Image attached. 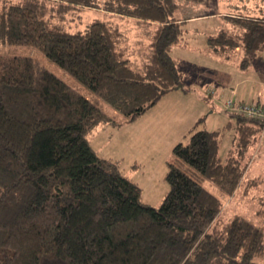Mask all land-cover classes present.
<instances>
[{"label":"trees","instance_id":"16d2710c","mask_svg":"<svg viewBox=\"0 0 264 264\" xmlns=\"http://www.w3.org/2000/svg\"><path fill=\"white\" fill-rule=\"evenodd\" d=\"M83 7L139 21L148 39L140 61L116 22L70 30L68 15ZM178 10L179 0H0V44L38 49L132 120L184 84L186 62L172 52L188 44L190 17ZM223 16L229 23L208 36L209 50L230 59L241 46L246 68L264 50V16ZM230 117L237 134L225 161L217 129H197L172 149L227 194L240 186L262 128L245 114ZM106 120L57 74L38 73L32 56L0 53V264H264V232L239 214L223 219L220 197L175 163L160 205L144 201L91 144Z\"/></svg>","mask_w":264,"mask_h":264},{"label":"rangeland","instance_id":"374dc122","mask_svg":"<svg viewBox=\"0 0 264 264\" xmlns=\"http://www.w3.org/2000/svg\"><path fill=\"white\" fill-rule=\"evenodd\" d=\"M263 2L179 0L178 16L190 17L185 22L188 44L174 48L172 53L186 62L184 84L166 91L132 120L38 49L0 44V53L32 56L38 73L44 69L54 72L105 110L109 120L101 122L91 134V144L100 156L114 161L123 174L141 187L144 201L160 205L169 191L165 175L169 162H173L220 197L223 219L239 214L264 232V143L260 144L257 138L254 147L248 150L244 178L233 194L222 191L214 181L198 176L172 152L177 143L186 144L197 129L221 130L219 155L223 161L235 150V123L226 126L233 119L230 117L233 110L226 107L225 101L232 95L235 102H249L256 96H264V50L257 51L250 65L243 69L238 53L225 60L209 50L208 36L226 24L221 14L257 13ZM95 18L118 23L126 31L132 58L140 61L141 50L147 46L148 39L145 27L132 17L113 14L103 8L83 7L68 15L67 26L72 31L84 29Z\"/></svg>","mask_w":264,"mask_h":264},{"label":"built area","instance_id":"2783aa9c","mask_svg":"<svg viewBox=\"0 0 264 264\" xmlns=\"http://www.w3.org/2000/svg\"><path fill=\"white\" fill-rule=\"evenodd\" d=\"M226 107L261 121L262 128L258 135V142L264 143V103H260L256 99L251 102H235L233 97H229L226 101Z\"/></svg>","mask_w":264,"mask_h":264},{"label":"crops","instance_id":"0c3cea01","mask_svg":"<svg viewBox=\"0 0 264 264\" xmlns=\"http://www.w3.org/2000/svg\"><path fill=\"white\" fill-rule=\"evenodd\" d=\"M256 1V0H255ZM259 1V0H258ZM262 8H264V5L262 6ZM259 11L257 12V13H255V12H251V13H246V14H244V15H247V16H255V17H257V16H264V9H261V8H259L258 9ZM237 14H242V13H237ZM243 15V14H242ZM221 16L223 17V15L221 14ZM226 20V19H225ZM229 22L228 21H226V24H228ZM225 24V25H226ZM224 25V26H225ZM222 27V26H221ZM217 32V31H216ZM208 49H209V47H208ZM236 53H238L237 55H240L241 56V59H242V56H243V50H242V47L241 46H239L238 47V50H237V52ZM217 54V53H216ZM218 56H219V54H218ZM221 56V55H220ZM222 57V56H221ZM223 59H225L224 57H222ZM254 59V58H253ZM252 59V60H253ZM225 60H227V59H225ZM252 60L250 61V63L252 62ZM250 63L248 64V66L250 65ZM241 64V63H240ZM241 66V65H240ZM247 66V67H248ZM246 67V68H247ZM241 68H243V69H246V68H244V67H241ZM235 92V91H234ZM232 97L234 98V96L232 95ZM254 99H256V100H258V102H260V103H264V96L263 97H259V96H256L255 98H253L252 100H254ZM227 100V99H226ZM252 100H250L249 102H251ZM245 102V101H244ZM225 104H226V101H225Z\"/></svg>","mask_w":264,"mask_h":264}]
</instances>
